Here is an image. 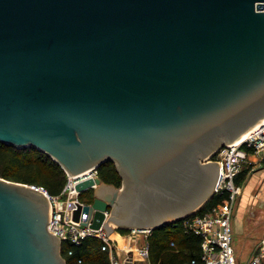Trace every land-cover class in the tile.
<instances>
[{
	"label": "water",
	"instance_id": "obj_1",
	"mask_svg": "<svg viewBox=\"0 0 264 264\" xmlns=\"http://www.w3.org/2000/svg\"><path fill=\"white\" fill-rule=\"evenodd\" d=\"M264 118V0H0V141L70 175L85 225L152 230L215 194L212 158ZM38 185L0 176V264H68Z\"/></svg>",
	"mask_w": 264,
	"mask_h": 264
},
{
	"label": "built area",
	"instance_id": "obj_2",
	"mask_svg": "<svg viewBox=\"0 0 264 264\" xmlns=\"http://www.w3.org/2000/svg\"><path fill=\"white\" fill-rule=\"evenodd\" d=\"M253 156L264 158V118L254 125L244 140L227 143L212 159L220 163V175L215 186V194L225 196L205 212L196 211L184 219L187 230L201 236V255L193 259V264H240L234 247V216L242 194V186L237 183L238 175L245 164L249 166L257 162ZM251 164V165H250ZM254 166V165H253ZM99 169L87 170L79 175L68 174V180L60 194H51L48 189L38 185L44 191L51 203L52 212L48 223L49 230L61 240H71L80 243L85 237L96 235L105 244L104 249L110 250L112 264H120L112 253L113 238L106 230H97L85 225L83 220L88 218L82 213L75 219V210L79 204H85L76 189V183L88 177L99 176ZM68 173V172H67ZM214 194V195H215ZM133 233H150L151 230L132 229ZM138 255L150 259L149 242L138 250ZM245 264H264V237L261 239L257 252Z\"/></svg>",
	"mask_w": 264,
	"mask_h": 264
},
{
	"label": "trees",
	"instance_id": "obj_3",
	"mask_svg": "<svg viewBox=\"0 0 264 264\" xmlns=\"http://www.w3.org/2000/svg\"><path fill=\"white\" fill-rule=\"evenodd\" d=\"M114 161H106L99 166L102 180L113 182L117 186L122 184V176L116 169ZM60 163L44 151L31 147H16L0 141V176L42 185L51 194H60L67 183L68 175ZM244 169L237 177L241 183ZM87 193V194H86ZM80 197L91 202L94 195L91 189ZM225 194H215L197 213H202L217 204ZM121 232L130 231L118 228ZM200 235L187 230L184 219L166 224L151 230L149 233L150 257L154 264H193V259L201 255ZM104 240L96 235L85 237L80 243L62 240V254L68 264H112L110 250L104 249ZM198 264H202L199 260Z\"/></svg>",
	"mask_w": 264,
	"mask_h": 264
},
{
	"label": "crops",
	"instance_id": "obj_4",
	"mask_svg": "<svg viewBox=\"0 0 264 264\" xmlns=\"http://www.w3.org/2000/svg\"><path fill=\"white\" fill-rule=\"evenodd\" d=\"M259 174H254L251 176V186L248 189L247 193L251 194L252 188L259 183L261 189L257 192V196L260 197L261 205L264 208V168L261 169ZM113 187L109 184L106 185L104 192L113 191ZM243 191V190H242ZM247 201L246 195L241 194L238 206L235 211V216L238 217L239 214L242 215V206L243 202ZM244 215V214H243ZM234 216V219H235ZM260 225V234L259 235H251L248 236V240L246 241V246L240 252H236L238 260L240 264H245L249 259L253 257V255L257 252L261 239L264 237V210L262 212L261 220L259 222ZM112 241V253L116 256L119 260L120 264H154L151 261V258L144 259L143 257L138 255V250L146 245L149 242V233L139 232L133 233L130 231L128 232H121L119 231L118 235H115ZM235 251H237L235 249Z\"/></svg>",
	"mask_w": 264,
	"mask_h": 264
},
{
	"label": "rangeland",
	"instance_id": "obj_5",
	"mask_svg": "<svg viewBox=\"0 0 264 264\" xmlns=\"http://www.w3.org/2000/svg\"><path fill=\"white\" fill-rule=\"evenodd\" d=\"M255 159H257L256 163H253V165L249 166L248 163L245 164L244 169H247V171H244V175L242 176L240 185L242 186V192L244 195H246L247 201L243 202L242 206V215L239 214L238 217L235 216V219L233 221L234 223V247L237 250L236 252H240L243 248L246 246V241L248 240V236L251 235H259L260 234V225L259 222L261 220L262 212L264 210L263 206L261 205L260 197L257 196V192L261 189V186L256 184L251 191V194H248L247 190L250 189L249 186H251L250 178L254 174H259L258 172L261 171L262 168H264V158H258V156H253ZM116 169L118 170V163H114ZM62 166V165H61ZM64 168V167H63ZM65 169V168H64ZM243 169V170H244ZM66 170V169H65ZM64 170V171H65ZM119 171V170H118ZM66 175H68L67 171H65ZM99 176L100 172L98 171ZM121 174V173H120ZM122 176V175H121ZM104 183L113 185V187H121L123 185V177H122V184L120 186H117L113 182H108L107 180H103ZM86 193V192H85ZM91 193L95 196V189H91ZM87 194V193H86ZM85 195V194H84ZM51 206V204H50ZM52 207L50 210L51 216Z\"/></svg>",
	"mask_w": 264,
	"mask_h": 264
},
{
	"label": "bare ground",
	"instance_id": "obj_6",
	"mask_svg": "<svg viewBox=\"0 0 264 264\" xmlns=\"http://www.w3.org/2000/svg\"><path fill=\"white\" fill-rule=\"evenodd\" d=\"M248 134H249V131L246 132L239 140H244L248 136Z\"/></svg>",
	"mask_w": 264,
	"mask_h": 264
}]
</instances>
